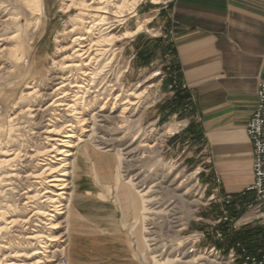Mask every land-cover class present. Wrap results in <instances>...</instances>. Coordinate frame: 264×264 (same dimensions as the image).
<instances>
[{"label":"rangeland","instance_id":"obj_1","mask_svg":"<svg viewBox=\"0 0 264 264\" xmlns=\"http://www.w3.org/2000/svg\"><path fill=\"white\" fill-rule=\"evenodd\" d=\"M153 1L142 0L115 18L96 12L104 7L100 0H0V228L10 219H31L30 230L20 225L0 233V264H30L42 257L28 258L43 253L41 238L54 235L62 242L46 249L44 264H89L71 247L70 219L74 199L95 198L97 192L115 204L120 247L128 252L114 264H242L238 255L222 253L219 259L211 253L215 244L217 250L233 244L212 240L224 203L196 130L194 101L174 81L178 73L163 54L165 3ZM82 45L86 54L75 58ZM17 55L21 60L12 62ZM72 105L87 119L84 126L71 116ZM67 130L75 134L74 148L65 194L55 201L58 188L48 182L60 162L50 152L60 147L50 139ZM90 149L112 158L105 157L106 166L114 165L107 188L90 159H81ZM78 159L86 183L76 193L82 181ZM31 230L41 237L26 239ZM103 240L87 241L102 248ZM108 241L113 251L115 240ZM11 251L24 258L4 260Z\"/></svg>","mask_w":264,"mask_h":264},{"label":"crops","instance_id":"obj_2","mask_svg":"<svg viewBox=\"0 0 264 264\" xmlns=\"http://www.w3.org/2000/svg\"><path fill=\"white\" fill-rule=\"evenodd\" d=\"M157 1L165 3L163 54L172 59L180 82L190 88L196 130L209 150L218 197L229 196L232 203L243 205L253 197L244 194L254 183L253 148L246 126L258 101V88L264 84V0ZM88 151L81 159H90L98 182L107 188L114 171L112 161L109 166L105 163L110 156ZM81 159L82 181L76 193L86 183ZM72 206L69 233L74 251L89 264L124 261L128 252L120 247L115 204L97 192L95 198L77 197ZM99 237L106 243L102 248L87 241ZM108 240H115L113 251Z\"/></svg>","mask_w":264,"mask_h":264},{"label":"built area","instance_id":"obj_3","mask_svg":"<svg viewBox=\"0 0 264 264\" xmlns=\"http://www.w3.org/2000/svg\"><path fill=\"white\" fill-rule=\"evenodd\" d=\"M174 81L182 90L190 93V88L180 82L179 76L174 77ZM256 96L258 101L246 126L247 137L253 148L254 183L244 193H252L253 197L243 205L232 203L229 196L222 198L221 201L224 203L221 209L222 217L216 222L221 226L214 230L212 236L214 243L225 244L227 239L234 238L237 233L243 232V229L247 227H256L262 230L257 237V242L261 246L257 248H248L245 242L240 239H234L231 247L225 244L229 247L228 257L233 258L238 255L242 264H264V84H260ZM245 216H248V219L239 223ZM214 251V255L219 259L222 258L220 254H225V250H217L216 244L211 253Z\"/></svg>","mask_w":264,"mask_h":264},{"label":"bare ground","instance_id":"obj_4","mask_svg":"<svg viewBox=\"0 0 264 264\" xmlns=\"http://www.w3.org/2000/svg\"><path fill=\"white\" fill-rule=\"evenodd\" d=\"M67 1L70 2V3H73L72 2L73 0H67ZM100 1H101V4L104 5V7L103 8H98L96 10L97 13H101L103 15H107V14L111 13L115 18H121V17H124V15H122L123 12L130 11L129 13H131V11H133L136 8V5L139 4V2H141L142 0H125L126 2L122 3L121 5L113 3L114 2L113 0H110L109 2H108V0H100ZM154 2L156 4L159 3L157 0L153 1V3ZM71 6H72L71 4L66 6V8H65L66 11L65 12H67V13L70 12ZM110 7H111L112 11L110 10ZM89 29L90 28H87V34H90ZM73 32H74L73 30H69V32H67V33H73ZM9 40H11V38H9ZM80 40H83V38L80 39ZM2 41L5 42V39H3ZM74 54H75V58L83 57L86 54V52H83V45L79 49L74 50ZM20 60H21V55H17V57H15L12 62L18 63ZM70 107L72 108V110H71L72 111V115L71 116H73L78 123H81V126H84L86 124V122H87V119L82 117V112L77 107H74V105H72ZM170 129L171 128L168 127L166 129V133L171 131ZM47 134H49V135L54 134V135H56V137L59 136V133H57V132L54 133L53 131L52 132L51 131L47 132ZM64 134L65 135L62 138H52V139H50V142L56 141L57 142V146L60 147V148L57 147V149H52L50 154L53 153V155L52 156L49 155L51 158L53 157L54 159H56V161L60 162L59 163L60 166L54 172H51L52 174L57 172L58 173L57 177L56 176H53V177L49 176L50 177V181L48 182V183H53L50 186L51 188H55V189L58 188V189H56L58 191V193H56V195H55V196H57L55 201H59L60 198L62 196H64V194H65V192L63 190L66 188L65 187V182L66 181L64 180V178H67L66 177L67 176V172H66L67 160L72 155V149L74 148L72 146V142H73V139L75 137L74 136L75 134L71 130H67V132L64 133ZM52 174H50V175H52ZM118 190H119L120 196H122V194L124 192H126V190L124 189L123 183H121V182L119 183ZM149 194H150V192H149ZM135 198H137L138 201H139V203L137 205V210L138 209L141 210V208H143V207H142L141 201L139 199V196L135 195ZM28 199H31V198H28ZM148 204L154 206V202L153 201H149ZM136 212H137L138 218L140 219V226H141V223L143 222L142 213H140V211H136ZM243 218H245V220H247L248 216L243 217ZM245 220H243V221H245ZM30 223H31V219H29V218L25 219V220L10 219V221H7L5 227H1L0 228V233L4 232V230H7L8 227L11 228V227H14V226L22 225L25 228L26 226L30 225ZM239 223H241V222H239ZM51 225H54V224L51 223ZM10 228H8V229H10ZM25 229L30 230V228H28V227H26ZM27 236L28 237H26V239L31 240V241L39 239L41 237V236L39 237L38 234H36L35 230H31L30 234L27 235ZM41 239H42L41 250H42L43 253L34 252L31 255H29L28 258H34V257H36V256H38L40 254L42 255V257H40L39 259L33 260L32 262H30V264H44L43 263V259H48L49 258V256L46 254V253H49V252H45V251H47L46 249L55 246L59 241H61V240H58V238L55 235L54 236H43ZM141 240H142V237H141V234H139L138 243L140 245H141ZM7 244L8 243H6L5 245H7ZM3 248L7 249L4 246H3ZM53 255H54V253H53ZM8 257L16 258V259L19 260L20 258H24V255L19 254V252L11 251V252H7V256L4 257L5 258L4 260H6ZM52 258H53V256H52ZM9 264H14V263H9Z\"/></svg>","mask_w":264,"mask_h":264},{"label":"trees","instance_id":"obj_5","mask_svg":"<svg viewBox=\"0 0 264 264\" xmlns=\"http://www.w3.org/2000/svg\"><path fill=\"white\" fill-rule=\"evenodd\" d=\"M261 232H262V230H260L259 228L247 227V228L243 229V232L236 234L238 237H236V235H235L234 238L230 237L227 240H229V243H233L234 239H240L241 241L245 242V244L248 246V248L254 249V248H257L258 246H261V244H259L257 242V240H258L257 237ZM229 246H231V244H229ZM228 249H229V247L225 248V254H227Z\"/></svg>","mask_w":264,"mask_h":264}]
</instances>
